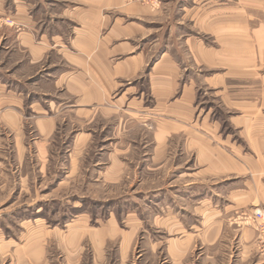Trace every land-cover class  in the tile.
<instances>
[{
	"label": "crops",
	"instance_id": "1",
	"mask_svg": "<svg viewBox=\"0 0 264 264\" xmlns=\"http://www.w3.org/2000/svg\"><path fill=\"white\" fill-rule=\"evenodd\" d=\"M182 10L192 33L154 56L149 45L136 43L142 20L158 15L147 7L124 0H0V17L22 25L1 30L19 60L15 71L0 77L2 121L15 132L25 125L30 94L17 88L24 81L19 65L24 74L46 71L44 90L29 105L45 142L71 115L82 128L74 140L77 155L93 145L87 132L99 123L112 126V138L103 140L112 147L106 153L112 176L124 157L139 162L134 156L141 147L151 167L162 169L176 157L191 163L176 186L203 229L183 231L172 258L181 262L199 241L203 256L213 260L230 237L244 248L245 263H253L257 233L233 216L264 208V0H193ZM220 197L229 204L219 207ZM172 206L168 210L185 209ZM30 253L40 260L42 244Z\"/></svg>",
	"mask_w": 264,
	"mask_h": 264
},
{
	"label": "rangeland",
	"instance_id": "2",
	"mask_svg": "<svg viewBox=\"0 0 264 264\" xmlns=\"http://www.w3.org/2000/svg\"><path fill=\"white\" fill-rule=\"evenodd\" d=\"M192 1L124 0L126 5L138 4L158 12L152 19L142 20L144 31L136 43L149 45L155 56L167 45L182 42L178 36L190 35L192 29L190 21L181 20L180 14L183 5L190 7ZM161 12L167 16L162 17ZM3 27L20 30L22 25L10 17H0V77L15 71L19 61L12 40L6 41L1 32ZM18 70L24 81L17 88L29 93L30 98L22 115L25 125L19 132L5 127L0 108V264L204 263L205 249L199 241L181 262L171 255L172 244L184 238L183 234H196L203 229L199 217L183 206L190 200L176 186L178 173L189 172L191 163H181L176 157L162 169L151 167L145 162L141 147V154L134 156L139 162L124 157L126 162L121 163L118 176H112V164L106 162V153L112 147L103 141L112 138V126L99 123L87 132L92 135L93 145L84 155H77L74 140L82 128L71 115L65 116L68 125L62 118L52 139L45 142L34 127L38 115L29 105L43 92L41 80L48 75L46 71L24 74L23 64ZM143 80L140 87L147 90ZM176 166L181 168L175 169ZM215 197L214 194L212 199ZM220 198L219 207L229 204ZM176 203L185 209L168 210ZM257 210L264 208L238 211L233 218L241 226L251 228L241 217ZM176 216L185 220L186 226H178ZM233 218L228 222H234ZM40 243L42 258L33 260L30 249ZM243 249L229 237L220 243L217 258H208L206 263L253 264L257 258L264 259L254 243L250 257L256 259L245 263V257L240 255Z\"/></svg>",
	"mask_w": 264,
	"mask_h": 264
},
{
	"label": "built area",
	"instance_id": "3",
	"mask_svg": "<svg viewBox=\"0 0 264 264\" xmlns=\"http://www.w3.org/2000/svg\"><path fill=\"white\" fill-rule=\"evenodd\" d=\"M243 222L253 228L257 233V248L264 255V211L257 210L252 213H244Z\"/></svg>",
	"mask_w": 264,
	"mask_h": 264
}]
</instances>
